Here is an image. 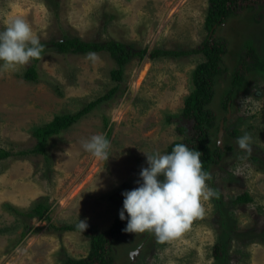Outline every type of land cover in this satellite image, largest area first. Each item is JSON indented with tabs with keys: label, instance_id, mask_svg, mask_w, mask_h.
<instances>
[{
	"label": "rangeland",
	"instance_id": "rangeland-1",
	"mask_svg": "<svg viewBox=\"0 0 264 264\" xmlns=\"http://www.w3.org/2000/svg\"><path fill=\"white\" fill-rule=\"evenodd\" d=\"M207 8V0H0V31L22 17L41 42L113 40L133 51L147 50L143 58L126 62L118 80L111 78L118 66L106 52L92 61L86 54H61L50 47L37 65V81L22 78L32 61L14 72L0 71V147L13 153L33 149L34 131L55 116L75 114L101 99L47 139L45 157L0 161V264L82 259L90 247L87 235L111 228L122 208L121 193L137 187L140 169L147 167L145 153L167 152L181 139L177 126L190 129L181 111L192 73L204 57L149 55L156 49L198 47L207 35ZM213 37L226 50L208 105L216 117L209 149L219 148L221 158L210 166L206 183L217 195L202 201L204 215L168 242H157L150 232L112 241L113 264H222L213 258V246L227 235L226 264H264V2L254 1L228 18ZM242 60L246 72L240 69ZM242 71L234 86V75ZM245 133L251 137L250 155L237 145ZM93 134H109L106 161L81 146ZM243 193L252 202L233 205ZM38 203L46 204L49 221L8 209L28 213ZM78 219L86 220V234L57 230L77 228Z\"/></svg>",
	"mask_w": 264,
	"mask_h": 264
},
{
	"label": "trees",
	"instance_id": "trees-1",
	"mask_svg": "<svg viewBox=\"0 0 264 264\" xmlns=\"http://www.w3.org/2000/svg\"><path fill=\"white\" fill-rule=\"evenodd\" d=\"M254 1L260 0H207L208 8L204 19V28L207 31L206 38L196 48L188 51H164L160 49L154 50L149 56H172L179 57L184 55L199 54L204 57V61L200 63L192 73L191 76V91L183 102V109L181 111V117L187 119L190 123V129L185 126H177V130L181 136L180 140L174 141L167 148V152H170L173 145L176 143H183L190 149H196L201 152V162L203 170L207 173L212 164H216L221 158V152L219 148L214 151H210V132L216 125V117L214 113L208 108L214 97V82L215 78L219 77L223 70L220 68L222 56L225 54V45L223 41H218L213 36L217 28L224 24L228 18L236 15L244 8L251 5ZM264 2V0H262ZM45 45L42 55L50 47L57 53L66 54H87L88 52L101 53L106 52L115 61L118 66L117 70L111 71V78L113 80L121 79L122 68L133 57L143 58L147 54L146 49L140 51H133L132 47L119 41H106V42H87L78 38H67L63 40L41 42ZM253 51V49H250ZM39 60H32V64L24 71L22 78L25 81H37L38 71L37 65ZM241 70L247 71L245 60L241 61ZM242 74H235L233 78V85L240 84V80L243 79ZM111 93V92H110ZM108 93L106 97L110 95ZM230 95V94H229ZM228 95V96H229ZM101 99H97L82 107L75 114H63L55 116L48 124L37 128L33 135L38 139V143L33 149L28 151H19L13 153L0 147V161L9 157H23L28 154H42L46 155V143L47 139L51 136L59 135L64 130L68 129L72 124L76 123L83 115L92 110ZM233 135L236 131H232ZM109 134H106L108 138ZM46 162L48 158H45ZM254 162L257 160L252 159ZM259 163V162H258ZM252 199L247 193H243L237 196L232 204H248ZM13 213L17 215H26L30 218L36 216L40 220L49 221L47 213V206L43 203L36 204L32 208L31 212L22 213L16 208L8 207ZM127 215V214H126ZM127 219L121 221L119 214L114 219L111 228L104 232H93L87 235L90 240V247L86 257L82 259H66L60 264H113V256L109 251V245L112 241L118 240L121 237H128L132 233L125 232ZM55 228V227H53ZM57 230H78L69 226L61 227ZM86 234L87 232H83ZM25 236V234L23 235ZM228 247V235L218 237L216 243L213 246V258L216 261L226 260ZM226 264V262H224Z\"/></svg>",
	"mask_w": 264,
	"mask_h": 264
},
{
	"label": "clouds",
	"instance_id": "clouds-1",
	"mask_svg": "<svg viewBox=\"0 0 264 264\" xmlns=\"http://www.w3.org/2000/svg\"><path fill=\"white\" fill-rule=\"evenodd\" d=\"M44 48L24 18H13L0 31V71L14 72L41 59ZM86 59L95 61L97 54L88 52ZM250 141L247 133L237 138L238 148L249 155ZM81 146L100 160L106 161L110 155V140L104 134L91 135ZM145 155L147 167L140 169L138 186L121 193L119 219H127L123 231L150 232L157 242L165 243L179 237L195 218L202 217V201H209L217 193L206 183L210 175L203 170L200 151L176 143L170 152ZM76 227L83 233L88 224L78 219Z\"/></svg>",
	"mask_w": 264,
	"mask_h": 264
},
{
	"label": "water",
	"instance_id": "water-1",
	"mask_svg": "<svg viewBox=\"0 0 264 264\" xmlns=\"http://www.w3.org/2000/svg\"><path fill=\"white\" fill-rule=\"evenodd\" d=\"M222 123H223V122H221V123H220V126H219V133H218V137H221V135H222V132H223ZM135 253H137V251H135Z\"/></svg>",
	"mask_w": 264,
	"mask_h": 264
}]
</instances>
